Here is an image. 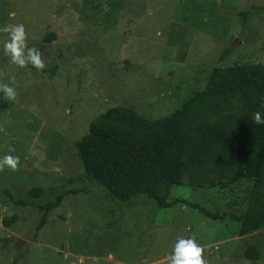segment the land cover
<instances>
[{
	"label": "rangeland",
	"instance_id": "374dc122",
	"mask_svg": "<svg viewBox=\"0 0 264 264\" xmlns=\"http://www.w3.org/2000/svg\"><path fill=\"white\" fill-rule=\"evenodd\" d=\"M7 24L24 25L25 50H38L44 68L10 63L0 31V84L16 92L0 91V264H170L178 238H193L206 264H264V225L239 235L253 181L233 158L195 178L187 171L167 194L159 185L122 200L86 175L76 147L110 107L165 116L214 67L264 64V0H0ZM5 155L19 158L15 171ZM60 194L37 230L39 205ZM247 244L259 259L244 256Z\"/></svg>",
	"mask_w": 264,
	"mask_h": 264
},
{
	"label": "trees",
	"instance_id": "16d2710c",
	"mask_svg": "<svg viewBox=\"0 0 264 264\" xmlns=\"http://www.w3.org/2000/svg\"><path fill=\"white\" fill-rule=\"evenodd\" d=\"M257 112L264 120V64L219 66L212 69L204 89L165 116H146L124 105L108 108L91 121L76 147L86 175L122 200L148 189L155 194L159 185L167 194L187 171H194L191 176L195 178V172L209 170L210 163L233 158L242 176L253 181L245 209L237 219L239 235L244 236L264 225V124L253 122ZM119 186L127 191L118 190ZM42 190L33 187L30 194L40 196ZM63 198L60 194L54 201L39 205L46 212L37 230L46 223L47 212ZM165 204L172 206L174 202ZM190 205L218 218L200 205ZM17 219L15 214L6 216L3 223L9 226ZM243 254L249 259L262 255L255 244H247Z\"/></svg>",
	"mask_w": 264,
	"mask_h": 264
},
{
	"label": "clouds",
	"instance_id": "9594fccd",
	"mask_svg": "<svg viewBox=\"0 0 264 264\" xmlns=\"http://www.w3.org/2000/svg\"><path fill=\"white\" fill-rule=\"evenodd\" d=\"M13 13H9L11 17ZM0 31L7 33L8 39L4 41V55L10 57V63L18 67L31 64L33 68L40 70L44 68L41 54L35 48L25 50V29L23 24H7L0 27ZM0 91L9 100L16 96V92L9 84H0ZM253 122L264 124L259 112L253 114ZM19 158L12 155H5L3 163L11 170L17 168ZM202 247L193 238H178L173 245L172 252L168 257L170 264H206L202 257Z\"/></svg>",
	"mask_w": 264,
	"mask_h": 264
}]
</instances>
